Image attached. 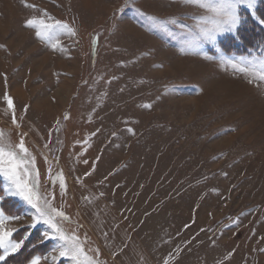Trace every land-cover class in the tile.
<instances>
[{
    "label": "rangeland",
    "instance_id": "rangeland-1",
    "mask_svg": "<svg viewBox=\"0 0 264 264\" xmlns=\"http://www.w3.org/2000/svg\"><path fill=\"white\" fill-rule=\"evenodd\" d=\"M45 12L76 34L41 41L27 21L52 23ZM254 13L240 6L235 32L192 47L211 13L186 0H0V133L13 144L26 134L40 195H54L87 256L264 264V0ZM148 17L177 24L169 35ZM9 188L0 175V211L26 219L9 225L24 244L5 264H73Z\"/></svg>",
    "mask_w": 264,
    "mask_h": 264
},
{
    "label": "snow or ice",
    "instance_id": "snow-or-ice-1",
    "mask_svg": "<svg viewBox=\"0 0 264 264\" xmlns=\"http://www.w3.org/2000/svg\"><path fill=\"white\" fill-rule=\"evenodd\" d=\"M256 2L257 0H186V3L198 5L201 9L211 13L206 20L201 22L203 26L199 27L198 34L192 41V47H197L200 44L215 43L218 36L235 32L241 24V16L238 14L239 7L243 5L253 11V15H255ZM25 7L35 9L36 6L25 4ZM140 15H143V13H140ZM43 16L53 22L48 23L43 18L39 20L29 19L27 21L28 26H36L35 35L41 41H53L52 47L55 48L59 46L58 39H54L57 33L65 32L71 36L76 34L74 29L67 23L54 20L46 12L43 13ZM148 19L153 20L152 17H148ZM260 23H264V20H261ZM153 24L159 31L170 35L167 25H176L177 21L174 19H169L165 22L153 20ZM180 27H183V25H180ZM221 61L232 65L233 68H238L240 71H248L239 67V64L244 63L243 58L240 61H232L221 57ZM247 63L251 64L253 68L256 67L255 63L251 61ZM259 63L264 68V60ZM256 75L260 81H264V71L258 72ZM249 82L251 83L252 81L250 80ZM4 100L8 109L12 110V122L16 124L13 100L7 94H5ZM144 107L150 108L151 105H145ZM128 131L132 132V129H128ZM25 135L21 134L18 143L13 144L4 142L3 134L0 133V175L9 182L8 194L19 197L30 209L34 210L27 216V219L30 220L29 227L36 228L39 224L47 225L50 231L43 233V239L59 242L54 251L58 252L60 257L68 258L73 264H103L99 259L87 256L86 250L76 233L65 229L64 224L70 222L71 218L64 211L58 210L53 206L54 195L52 197L40 195V174L36 169V157L26 146ZM84 163H88V161L85 160ZM49 178L51 179V169H49ZM56 181H59L61 195H64L66 193V182L62 172L56 174L55 179L52 181L53 184ZM25 219L26 217L24 216L5 215L3 211H0V264H5L9 256L20 252L23 247V240L17 241L13 239V234L17 229L9 225L12 222H22ZM261 251H264V249H261ZM99 254V250H97L96 256L98 257ZM42 259L47 260L48 257H35L30 264H41ZM55 259V256L52 257L53 261ZM164 264H168L167 260Z\"/></svg>",
    "mask_w": 264,
    "mask_h": 264
},
{
    "label": "trees",
    "instance_id": "trees-1",
    "mask_svg": "<svg viewBox=\"0 0 264 264\" xmlns=\"http://www.w3.org/2000/svg\"><path fill=\"white\" fill-rule=\"evenodd\" d=\"M248 23H249L250 25H251V23L253 24V21H252L249 17H248L247 24H248ZM256 26H257V25H255L254 28H255L256 30H258L259 32H261L260 28L258 29ZM258 31H257V32H258ZM245 33H248V32H247V30L243 29L242 32H241V35H243V34H245ZM259 34H260V35L257 36L258 38L256 37V38H257L256 41H259L260 38H263V37H262L263 34H262V35H261V33H259ZM247 35H248V34H246V36H247ZM244 36H245V35H244ZM253 39H255V38H253ZM249 48H250V47L247 46V47H245V50H248ZM242 50H243V49H242Z\"/></svg>",
    "mask_w": 264,
    "mask_h": 264
}]
</instances>
